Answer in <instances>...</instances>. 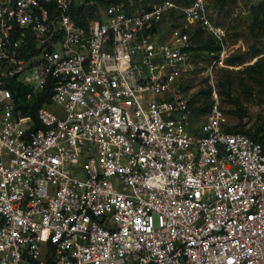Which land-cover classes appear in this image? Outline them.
I'll return each instance as SVG.
<instances>
[{
    "label": "built area",
    "instance_id": "2783aa9c",
    "mask_svg": "<svg viewBox=\"0 0 264 264\" xmlns=\"http://www.w3.org/2000/svg\"><path fill=\"white\" fill-rule=\"evenodd\" d=\"M96 4L0 0V264H264V133L182 86L225 29L206 0Z\"/></svg>",
    "mask_w": 264,
    "mask_h": 264
},
{
    "label": "rangeland",
    "instance_id": "374dc122",
    "mask_svg": "<svg viewBox=\"0 0 264 264\" xmlns=\"http://www.w3.org/2000/svg\"><path fill=\"white\" fill-rule=\"evenodd\" d=\"M163 1L130 0V3L152 7ZM174 1L184 4L192 0ZM216 1L206 0L213 22L226 31L223 47L220 45V52L225 54L218 56L204 51L184 75L183 86L198 107L210 97L227 115L230 126L241 124L246 130L254 131L264 126V80L255 81L246 71L264 59V26L255 24L256 18L264 19L259 13L264 11V0H238L235 6L224 10L216 6ZM209 38L204 31L195 37L200 42ZM51 110L60 111L56 106ZM244 113L246 117L241 120L240 114Z\"/></svg>",
    "mask_w": 264,
    "mask_h": 264
},
{
    "label": "trees",
    "instance_id": "16d2710c",
    "mask_svg": "<svg viewBox=\"0 0 264 264\" xmlns=\"http://www.w3.org/2000/svg\"><path fill=\"white\" fill-rule=\"evenodd\" d=\"M86 2L87 3L96 2L97 4L94 5V6L93 5H89V7H87V8H80L79 9V14L81 16H85V17H86V15H88L92 19V18H95L97 16L98 11H99L98 8H100V7L103 8V7L107 6V5H109L110 3L128 4L130 2V0H86ZM190 3H184V4H190ZM237 3H238V0H217L216 1V6L220 7L221 10H224L227 7L235 6ZM208 7H209V5H208ZM259 13H261V15L264 16V11H261ZM257 22H258V27H260V26L263 27L264 26V19L263 20H258V18H256L255 24ZM201 32H202V30H197L193 34V39L198 44V50H197V54H196L197 58H201V56H203V52L204 51L212 53V55L217 53V55L219 56L220 50H221V46L212 37L209 38V40H207V42H204V41L200 42V41H197L195 39V37L198 36L199 33H201ZM246 72H248L255 81L264 80V59H261V60L257 61L253 66L248 68ZM183 89L185 90V92H187V90H186L187 87L183 86ZM45 102H46V97L41 99L39 101L38 105L40 106L41 104H43ZM191 102H192L193 105H196V108L201 113H208L210 107L214 104V103H212V101H210V97H208V99L205 102H203L202 105H200L199 107L195 103L193 97H192V101ZM237 105H238V103H237ZM245 114L246 113L240 114L239 118L241 120H243L246 117ZM228 132L234 133V134H237V133L246 134V135H249V136L253 137L254 139L258 140L260 138V136L264 133V126L263 127H258L256 130L251 131L250 129L246 130L241 124H239V125H237L235 127L230 126L228 128Z\"/></svg>",
    "mask_w": 264,
    "mask_h": 264
}]
</instances>
